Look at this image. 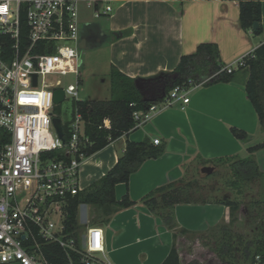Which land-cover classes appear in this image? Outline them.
<instances>
[{"label":"crops","instance_id":"obj_1","mask_svg":"<svg viewBox=\"0 0 264 264\" xmlns=\"http://www.w3.org/2000/svg\"><path fill=\"white\" fill-rule=\"evenodd\" d=\"M97 1L95 5L113 3V11L103 13L112 16L110 32L93 25L81 27L82 36L92 28L98 40L83 38L80 44L87 51L109 43L111 66L132 78L145 79L174 70L181 57L195 53L201 43L216 45L225 65L264 43V0L260 35L242 28L236 0ZM189 97L187 104L177 101L171 106L160 105V110L140 127L87 157L82 165L80 184L86 189L115 166L128 140L140 142L149 138L154 142L158 138L160 144L156 145L165 147L159 158L146 160L131 175L128 185H116L118 200L128 192L136 204L113 213L108 223L96 225L104 229L106 254L114 264H162L174 244L182 264L184 260L200 263L197 254L207 248L199 233L229 224V209L224 205L180 203L174 206L176 230L185 229L188 233L175 237V230L169 229L142 201L160 186L190 179L197 162L229 155L246 158L248 147L258 136L263 137L258 114L247 97L243 72H238L230 82L194 86ZM105 124L109 126V120ZM231 126L248 132L249 139H237ZM255 156L264 173V164L258 160L264 156V150ZM90 221L84 219L79 224L85 228Z\"/></svg>","mask_w":264,"mask_h":264},{"label":"built area","instance_id":"obj_2","mask_svg":"<svg viewBox=\"0 0 264 264\" xmlns=\"http://www.w3.org/2000/svg\"><path fill=\"white\" fill-rule=\"evenodd\" d=\"M80 0H0V264H55L50 245L66 253L64 264H114L105 249L104 229L87 223L67 231L68 207L81 188L87 156L84 119L79 111V80L64 87L63 77L80 74ZM99 1H89V6ZM113 11L106 5L104 14ZM243 58L228 73L245 67ZM36 76V80H35ZM76 98L67 122L55 113V93ZM175 86L152 104L140 125L163 107L190 101V91ZM59 117L63 137L54 118ZM160 144V139H154Z\"/></svg>","mask_w":264,"mask_h":264},{"label":"trees","instance_id":"obj_3","mask_svg":"<svg viewBox=\"0 0 264 264\" xmlns=\"http://www.w3.org/2000/svg\"><path fill=\"white\" fill-rule=\"evenodd\" d=\"M236 1L240 7V24L242 28L252 30L255 35H260L263 32L262 0ZM255 23H258L257 29H253ZM0 39L3 38L0 37ZM244 59L246 61L245 67H240L232 73H228L224 69L227 65L222 62L218 47L210 43H201L195 53L183 55L174 70L161 72L142 80L126 75L112 65L110 72L111 97L108 99L84 100L78 104L79 111L84 119L85 136L88 139L83 146L86 156L90 157L120 136L140 127L141 121L136 120L134 114L138 112L143 117L150 105L163 102L175 86L183 85L186 88H192L199 85L210 86L219 82H230L236 79L238 72H243L245 75L247 97L252 102L264 130V43L246 55ZM138 80L142 81V88L138 87ZM106 120H109V126H106ZM230 130L242 142H246L250 137L248 132L238 127L231 126ZM262 150H264V141L249 146V156L246 158L229 155L203 160L201 163L204 167L211 164L218 166L231 163L236 180L229 183V185L240 187L242 182H252L264 175L255 156L257 152ZM164 151V146L156 145L149 138L140 142L128 140L125 152L119 157L115 166L98 181L79 191L77 195L71 198L66 221L67 231L77 233V230L84 228L78 222L79 207L82 204L94 208L95 217L90 221L92 225L106 224L113 213L135 205L136 202L130 198L128 192L121 200L117 199L116 185L119 183L128 185L131 175L146 160L159 158ZM206 174L213 175L212 172H206ZM203 190L204 187H201L198 182L183 178L175 183H169L154 189L142 201L151 212L162 218L169 229L175 230L174 235L177 237L178 234H186L188 231L185 229L176 230L178 228L174 215L176 204H221L228 207L231 218L239 207L237 201L228 197L216 198L213 195L210 197L209 194L200 193ZM210 191L214 192V189ZM254 204L255 207L258 206L261 210L264 208V203L260 201H255ZM263 225L264 223L261 227L258 226L254 238H247V241H242L241 235L230 231L231 224L220 225L218 230L221 231L222 237L221 241L218 242L216 251L220 256H223L234 249L238 251L241 249L243 258L249 260V264H264ZM236 242L238 244L234 248ZM49 247L47 254L55 264L67 262L66 253L59 245L54 244ZM162 264H182L175 244ZM188 264L200 263L194 260Z\"/></svg>","mask_w":264,"mask_h":264},{"label":"rangeland","instance_id":"obj_4","mask_svg":"<svg viewBox=\"0 0 264 264\" xmlns=\"http://www.w3.org/2000/svg\"><path fill=\"white\" fill-rule=\"evenodd\" d=\"M89 1L91 0H80L78 4L81 27L85 28L88 25H93L108 34L110 32L112 16L111 14L104 15L103 12L106 5H113V3L104 1L100 5H95L96 3L93 2L89 6ZM79 55L81 59L79 77L74 74L64 76V87H67L70 83L75 84L79 80V99L97 100L110 98L111 63L109 43H105L101 47H93L87 51L79 49ZM75 106L76 98L68 96L62 104L56 107L55 113L62 117L64 122H67L69 118H72ZM263 141L264 134L263 137L258 136L253 145ZM258 160L262 165L264 164V156ZM203 167L204 165L201 161L197 162L189 178L192 181L198 182L201 187H204V190L200 193L209 194L210 197L213 195L216 198L228 197L237 201L239 207L232 218L229 216L230 231L241 235L242 241L254 238L258 226L261 227L262 223H264V208L261 210L258 206L255 207L254 204L255 201L264 203V175L252 182H242L240 187H237L232 184L229 185V183L236 180L231 163L218 166L211 164L212 176L202 171ZM211 189H214V192L210 191ZM84 205L82 204L79 207L78 222L80 224L84 223V219L92 221L95 217L94 208ZM233 218L235 219L233 220ZM220 225L207 232L199 233L201 243L207 248L206 250H200L197 254L201 258L200 264H249L250 261L243 258V251L241 249L239 251L234 249L223 256H220L216 251L218 242L221 241L222 237V234L218 230ZM89 226H92V222ZM237 244L236 242L233 247L236 248L235 245ZM183 263L188 264L187 260H184Z\"/></svg>","mask_w":264,"mask_h":264},{"label":"water","instance_id":"obj_5","mask_svg":"<svg viewBox=\"0 0 264 264\" xmlns=\"http://www.w3.org/2000/svg\"><path fill=\"white\" fill-rule=\"evenodd\" d=\"M257 28H258V23H255L254 26H253V29H257ZM81 42H82V39L79 42V49L83 50V48H82V46L80 44ZM35 80H36V76H35ZM141 80H138V82H137V85H138L139 88L143 87V83H142ZM64 99H65L64 90H62V89L57 90L56 93H55V101H56V103H61V102L64 101ZM54 124L56 126V129L58 131L59 136L63 137L64 131H63L61 119L59 117H55L54 118ZM202 171H204V172H212V167L206 166L205 168L202 169Z\"/></svg>","mask_w":264,"mask_h":264},{"label":"flooded vegetation","instance_id":"obj_6","mask_svg":"<svg viewBox=\"0 0 264 264\" xmlns=\"http://www.w3.org/2000/svg\"><path fill=\"white\" fill-rule=\"evenodd\" d=\"M83 38H87L90 41H97L98 40V35L94 32V29L88 28L85 31V35L84 36H82V34L80 32V39H83Z\"/></svg>","mask_w":264,"mask_h":264}]
</instances>
